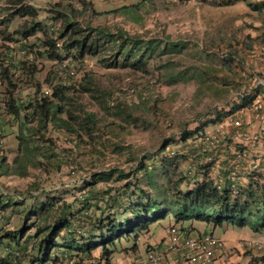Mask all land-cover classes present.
I'll list each match as a JSON object with an SVG mask.
<instances>
[{
    "label": "trees",
    "instance_id": "trees-1",
    "mask_svg": "<svg viewBox=\"0 0 264 264\" xmlns=\"http://www.w3.org/2000/svg\"><path fill=\"white\" fill-rule=\"evenodd\" d=\"M246 1L213 0L211 5L230 7ZM77 4L83 9H90L86 0H78ZM248 5L254 11H264V1ZM65 7L74 6H64L60 2L49 11L52 21H62L55 38L40 23H33L28 30L18 32L27 39L38 32L43 34L40 47L24 46L37 63L19 60L14 65L11 59L0 55L1 139L7 140V143L13 142L16 153L14 169L9 170L5 166L4 158L0 161V170L2 175L24 177L31 166L43 169L50 175L53 171L61 173L63 165H68L74 183L50 192L38 181L30 184L25 192L0 191V216L6 217L4 215L9 210L21 216L19 227L6 231L0 228V251L7 254L4 258L0 255V264H66V257L72 264H112L117 244L121 240L131 236L139 238L138 234H147L151 225L169 216L178 224L199 222L214 227L229 226L248 228L254 233L264 232V184L260 183L264 176L261 172L250 173L249 184L240 187L236 193L228 182L229 169L221 173L226 181L219 188L210 176L212 165L207 164L198 167L197 173L203 181L191 188L190 182H187L191 181L188 178L189 166L184 172H177L181 156L170 159L165 153L169 145L164 143L156 155L161 163L160 170L155 163L149 168L148 164L139 162L135 168L137 174H141L139 181L138 177L134 180L135 175L110 168L106 163L100 170H93L89 175L86 170L87 175H80V172L85 171L80 162L82 156L91 158L93 169V162L97 164L104 158L109 146L117 145L110 141L112 134L109 128L114 124L102 126V120L95 112L88 110L82 101L81 97L88 95L97 99L94 94L100 92V88L93 77L85 74L84 82L78 86L76 80L56 84L57 66L53 63L71 59L81 76L86 57L97 58L101 48L109 47L114 58V62L107 66L109 69L116 68L122 61L123 67L147 71L149 60L174 52L180 54L187 49V42L171 43L155 38L131 37L121 32L79 29L73 22L72 14L59 10H66ZM37 15L38 10L31 6L16 9L0 21V25L8 29L16 17L34 19ZM59 42L61 46H58ZM45 62L53 65L50 78L47 79V86L52 87L50 96L42 94L43 87L36 81V75L41 71L40 65ZM169 67L163 64L160 71H171ZM18 75L23 76L21 81L17 80ZM206 76L208 74L203 73L202 79ZM182 77L185 74L174 73L165 76V79L171 78L177 82L183 81ZM23 81V84L19 83ZM136 92V88L131 90L132 94ZM101 95L107 98L109 94L102 90ZM243 101L244 107H250L256 101V96L251 93ZM122 103L115 105L114 117L122 118L132 127L149 129L145 119L136 117ZM228 113L233 114V110ZM230 114L216 108L212 114L204 115L210 118L204 127L217 126L222 123L223 115L226 117ZM204 127L199 126L194 132L185 134L182 144H188L189 140L198 141V137L205 134L201 133ZM182 147L180 145L177 148ZM117 150L123 149L118 147ZM188 153L182 157H187ZM145 157L147 159L150 156ZM172 174L177 175L176 182H173ZM142 176L149 188L154 190V195L139 185ZM162 181L167 182L163 190L160 189ZM183 183H188V190L180 188ZM64 187L76 190H66ZM69 195L71 201L66 198ZM59 251L64 254H59Z\"/></svg>",
    "mask_w": 264,
    "mask_h": 264
},
{
    "label": "rangeland",
    "instance_id": "rangeland-1",
    "mask_svg": "<svg viewBox=\"0 0 264 264\" xmlns=\"http://www.w3.org/2000/svg\"><path fill=\"white\" fill-rule=\"evenodd\" d=\"M86 1L90 4L88 10L77 4L78 0H51V4L43 5L49 9L40 10L41 12L34 19L22 17L13 19L11 31H16L19 36L8 32V29H4L1 25L0 28L3 29L0 31L3 33L1 32L0 36L4 37L3 41L8 38L10 43H24L26 40L25 45L40 47L43 40L42 33L38 32L35 36L27 39L17 32L28 30L33 25L32 22L40 23L47 29L50 26L47 27L44 24L46 21L62 24V21H52L49 11L53 10L56 4L63 2L64 6L72 4L74 7H65L66 10L59 8V10L72 14L73 22L79 29L93 28L113 33L121 32L131 37L155 38L168 40L171 43L187 42V49L180 54L174 52L161 58L155 57L149 60L146 66L147 71L123 67L122 61L116 68L109 69L108 64L114 62L113 51L109 47L101 48L99 57H86L83 61V75L76 80L75 84L78 86L84 82L85 74H90L97 83L100 88V92L94 94L97 99L90 95L81 98L88 110L95 112L102 120V126L114 124L109 128L112 134L110 141L117 144L109 146V149L104 152V158L97 164L93 162V169L91 158L82 156L80 162L85 171L80 172V175L85 174L86 170L88 175L93 170H100L105 167L104 163H106L110 168H118L127 174L135 175L134 180L138 177L139 181L141 174H137L138 171L135 169L139 162L148 164L149 168H152L154 166L152 164L155 163L160 170L161 163L156 155L164 143L170 147L182 145V138L185 134L194 132L196 128L206 123L205 120L208 118H205L204 115L212 114L215 111V106L219 108L221 104L228 105L225 103L233 102V98L239 97L245 84V77H257V75L247 72L249 69L243 64L245 60H242L245 54L251 56L260 54L262 56L261 51L257 50L261 49L260 45H250L246 42L247 38H250L255 32L248 33L250 30H247L242 23V19L255 20L257 15L251 14L244 17L241 14L243 7L239 6L214 7L211 5L213 0ZM30 2L31 0H0V4L5 6L0 10L1 17H3L0 21L6 19L10 12H14L16 9L29 7ZM233 8H236L237 11H233ZM82 11L83 14H79ZM43 16H47V19L41 20L40 18ZM234 16L237 17L234 18ZM3 47L8 48V51L11 49L8 44H3ZM243 49H246V52ZM243 58L247 60L248 57ZM163 64H168L171 71H160V66ZM40 68L41 71L36 75V81L45 87L53 65L45 62L40 65ZM173 72L185 74V77H182L183 81L174 82L171 78L165 79L167 75L172 76ZM203 73H207L208 76L202 79ZM17 77L18 81L22 80L21 75ZM204 79L205 83H203ZM24 82L19 83L23 84ZM133 88L137 89L134 94L131 93ZM102 90L108 92L107 98H103L101 95ZM26 97H28L27 94ZM118 102H124L122 104L129 107L130 112L136 117L145 119L149 129L132 127L122 118L114 117L115 105ZM217 103L218 105H216ZM0 118H2L1 113ZM211 129L213 131H209L210 134L215 130ZM225 139V141L228 140L226 137ZM232 141L228 142L232 143ZM3 142L0 144V161L5 158V166L12 170L15 167L13 160L16 156L13 142L7 143L5 139ZM191 142L189 140L188 144ZM118 147L123 150L118 151ZM178 150L186 151L182 148ZM146 155L150 157L146 159ZM180 160L177 172H184L189 166V159L181 155ZM69 171V166L63 165L61 173L53 171L54 173L49 175L43 169L31 166L27 174L21 177L19 175H2L0 170V191L25 192L28 186L36 181L42 183L49 192L50 190L55 191L63 185L74 183ZM252 172H254L252 167L249 168V171L246 170L247 174ZM171 176L173 182H176L177 175L172 174ZM196 176L194 179L201 178L200 174ZM210 176L215 180L218 173H214V169H212ZM140 178L139 185L154 195L155 192L149 188L145 177ZM201 179L203 181V178ZM187 182L189 181L187 180ZM166 183V181H162L160 189L166 188ZM180 188L184 190L185 184H181ZM64 189L76 190L72 187H64ZM66 198L69 201L72 200L70 195ZM4 216L6 217L0 216V228L4 231L19 227L21 216L16 211L9 210ZM0 255L4 258L7 254L0 252Z\"/></svg>",
    "mask_w": 264,
    "mask_h": 264
},
{
    "label": "crops",
    "instance_id": "crops-1",
    "mask_svg": "<svg viewBox=\"0 0 264 264\" xmlns=\"http://www.w3.org/2000/svg\"><path fill=\"white\" fill-rule=\"evenodd\" d=\"M217 1H221V0H217ZM262 1L264 0H247L246 2H238L235 5H233V7L234 6L243 7V12H241V14H243L244 17L246 15L250 16L251 14L257 15V18L255 20L243 17L244 19H242V23L244 24V26H246L247 30L248 29L250 30V32L248 33L251 34L252 32H255L254 34H252L250 38H247L246 42L250 45L251 44L260 45V48L262 50L261 49H257V50L261 51V55L262 54L263 55L260 56L259 54L257 56H253V55L251 56L245 54L243 57L247 56L248 58L246 60V58L242 57V60H245L243 64H245L249 69V71L247 72H251L257 75L258 79H261L264 82V52H262L264 50V11L262 12L254 11L248 5L249 3L256 4ZM51 3H52L51 0H39V1L31 0L30 6L37 9L38 13H40L41 12L40 10L42 9H49V7L43 5L46 4L49 5ZM2 8H5V6L3 4H0V10H2ZM235 9L236 8H233V11H237ZM11 13L12 12H10V14ZM236 17L237 16H234V18ZM259 18L261 20H258ZM1 19H3V17H1V11H0V20ZM40 19L46 20L47 16H43ZM50 23L51 22L46 21L44 24L49 25ZM1 29L3 28H0V30ZM7 31L16 34V31H11V26L8 28ZM16 36H19V34H16ZM3 39L4 37L0 36V55L5 56L7 58H9L8 56L17 55L18 51L23 47L22 44H24L25 46V43H27L26 40L24 41V43L22 42L10 43L3 41ZM3 44L10 45L11 49H9L8 51L7 50L8 48L3 47ZM243 51L246 52V49H243ZM240 93H239V97L233 98V102H226L225 104L228 105L221 104L220 105L221 107L218 108V111H221L222 113L225 114H230L228 112H231L233 110V114H230L226 117H224L223 115L222 123L217 125L219 127V125L223 124L224 128L222 133L228 140H233V141L232 143H230V145H228L229 143L227 140L226 146L221 148L218 155L215 156L217 160L216 166H219L218 167L219 169L214 168V173L215 172L218 173V176L215 177V180L219 178H223L221 176L222 173L221 171L227 170L226 169L227 166H229L230 162L236 158L235 154L240 152V150L246 151L250 155V160L244 162L245 172L246 170L249 171V168L252 167V165L259 159V157L262 154H264V145L262 143L257 144L252 140V138L256 134L262 133L261 124L259 121L260 114L255 110L253 105L250 107L247 106L244 107L243 97L240 96ZM252 93L253 95L256 96V102H262V104L264 105V85L263 87L257 89L255 93L254 92ZM216 105H218V103ZM216 108L217 107L215 106V109ZM231 119L233 121L242 119L244 120V125L241 128H235L234 125H232L233 123L230 122ZM208 120H210V118H208L205 121L208 122ZM204 126H206V123L202 124V127ZM215 127L216 125L215 126L210 125L208 127H204L205 129L202 130L201 133H209V131L212 130L211 128L215 129ZM241 134H245V135L242 136ZM263 142H264V137H263ZM197 144L200 143L196 141H194V143L191 142L189 144L185 143L182 144L183 146L182 148L187 151H192ZM201 145H203V143H201ZM262 167H263L262 171L260 172L263 173L264 176V165H262ZM223 179L224 181H226L225 178ZM189 182H190L189 187L192 188L197 183L202 182V179L201 178L198 180L194 179L193 182L192 180ZM184 184H185L184 191H186L188 190L186 188L188 183L187 184L184 183ZM127 202L128 201H126L124 204L126 205ZM2 221L4 222V219H2ZM173 224H175V221L173 220V218L169 216L166 220L151 225L150 230L147 234L142 235L141 233L138 234L139 238L135 236H131L127 240L125 239L121 240L119 244H117V251L112 258V264H146L147 253L149 252V250H155L158 252L164 250L165 243L168 237L169 227ZM179 225L186 234L198 235L203 233H213L216 236L221 237L225 241L226 249L221 255V257L216 261L215 264H264V249L261 248V250H259V248L251 249L249 247H246V245L250 243H262L264 241V232L254 233L248 228L239 229L236 227H229V226L214 227L199 222H181L179 223ZM146 241L147 244H145ZM58 253L61 255L64 254L63 251H59ZM177 257L178 256L174 255L171 260H181L180 258ZM181 264H189V263L186 260H181Z\"/></svg>",
    "mask_w": 264,
    "mask_h": 264
},
{
    "label": "built area",
    "instance_id": "built-area-1",
    "mask_svg": "<svg viewBox=\"0 0 264 264\" xmlns=\"http://www.w3.org/2000/svg\"><path fill=\"white\" fill-rule=\"evenodd\" d=\"M264 52V50H263ZM22 57H24L28 62L33 63L34 60L30 57L26 51L21 52ZM263 55V54H262ZM80 76V71L76 68V65L71 63V60H64L57 64V75L56 84L59 83H70L78 79ZM264 82L258 77H245V84L243 86L241 97L249 95L252 92H256L257 89L263 87ZM45 96L52 94V87H46L43 90ZM257 112H259V121L261 124L262 133L256 134L252 140L260 144L263 142L264 137V105L262 102H254L252 104ZM262 111V112H261ZM235 128H241L244 125V120H230ZM224 125H219L215 127L212 134L205 133L203 136L198 137L200 144H197L192 151H189L187 158L189 159V171L188 178L193 179L198 172L199 166L212 165V169H219L216 166L217 160L215 156L218 155L221 148L226 146L224 134L222 133ZM244 136L245 134H241ZM247 137V136H246ZM194 143V141H192ZM3 139H1L0 132V144H3ZM203 143V145H201ZM170 159L186 155V151H180L177 147H169L166 150ZM236 158L232 160L228 166L229 176L228 182L231 188L238 193L239 188L249 184V174L245 172L244 162L250 160V155L246 151H240L235 154ZM262 165H264V154H262L259 159L252 165V170L256 172L262 171ZM263 175V173H261ZM225 183L223 178L216 180V185L220 188L223 187ZM261 184H264V177L260 180ZM246 247L261 250L264 248V242L262 243H250ZM226 249V243L221 238L213 233H203L198 235L186 234L178 225H172L168 231L167 241L165 243V248L163 251L149 250L147 253L146 264H181V260H186L189 264H215L216 261L221 257ZM178 256L181 260H171L173 256ZM67 264H72L68 262Z\"/></svg>",
    "mask_w": 264,
    "mask_h": 264
},
{
    "label": "clouds",
    "instance_id": "clouds-1",
    "mask_svg": "<svg viewBox=\"0 0 264 264\" xmlns=\"http://www.w3.org/2000/svg\"><path fill=\"white\" fill-rule=\"evenodd\" d=\"M39 14V13H38ZM48 26H50V28H48V30H49V33H50V35L53 37V38H55V36H56V34H57V32L59 31V29H60V27H61V24H57V23H50L49 25H47V27ZM43 27H45V26H43ZM61 42H59L58 43V46H61ZM22 51H26L27 52V54L30 56V57H32L33 58V60H34V62L33 63H37V61H35V59H34V57L31 55V54H29V52L26 50V49H24V45H23V47L18 51V53H17V57H15V56H8L9 57V59H11L12 60V62L14 63V65L15 64H17L18 62H19V60H24V61H26V62H28L24 57H22V55H21V52ZM226 59V58H225ZM66 60H68V59H66ZM69 60H71V59H69ZM64 61V60H63ZM72 61V60H71ZM62 62V61H61ZM28 63H30V62H28ZM33 63H30V64H33ZM58 63H60V62H54L53 63V65H55V66H57V64ZM19 76V75H18ZM17 77V76H16ZM18 78V77H17ZM21 78L23 79V76H21ZM46 87H49V86H45V87H43V90L46 88ZM43 90H42V94L45 96V94H44V92H43ZM50 96V95H49ZM245 97V96H244ZM243 97V98H244ZM25 100V99H24ZM3 141H4V139H3ZM170 147V146H169ZM168 147V148H169ZM172 147H174V146H172ZM165 153H166V151H165ZM198 173H196V175H197ZM197 176H195L194 178H196ZM194 178H193V180H194ZM192 180V179H191ZM198 180V179H197ZM217 180V179H216ZM216 180H214L215 182H216ZM198 184V183H197ZM196 184V185H197ZM196 185H194V186H196ZM193 186V187H194ZM173 225H178L179 227H180V225L178 224V223H176L175 222V224H173ZM172 226V225H171ZM170 226V227H171ZM169 227V228H170ZM181 228V227H180ZM182 229V228H181ZM183 231V230H182ZM184 232V231H183ZM264 242V241H263ZM251 249H254V248H251ZM264 249V248H263ZM68 262H71V261H68ZM66 264H67V262H66Z\"/></svg>",
    "mask_w": 264,
    "mask_h": 264
}]
</instances>
